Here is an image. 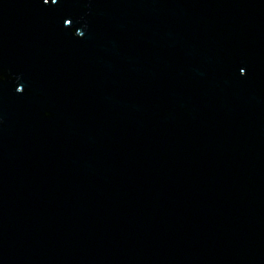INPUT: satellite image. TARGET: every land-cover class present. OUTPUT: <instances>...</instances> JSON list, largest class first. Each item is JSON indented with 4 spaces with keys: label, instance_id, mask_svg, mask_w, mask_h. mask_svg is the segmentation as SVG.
Masks as SVG:
<instances>
[{
    "label": "water",
    "instance_id": "water-1",
    "mask_svg": "<svg viewBox=\"0 0 264 264\" xmlns=\"http://www.w3.org/2000/svg\"><path fill=\"white\" fill-rule=\"evenodd\" d=\"M0 264H264V0H0Z\"/></svg>",
    "mask_w": 264,
    "mask_h": 264
},
{
    "label": "snow or ice",
    "instance_id": "snow-or-ice-1",
    "mask_svg": "<svg viewBox=\"0 0 264 264\" xmlns=\"http://www.w3.org/2000/svg\"><path fill=\"white\" fill-rule=\"evenodd\" d=\"M45 3H47V0H45ZM53 3H55V0H53ZM240 71L243 72V68H241Z\"/></svg>",
    "mask_w": 264,
    "mask_h": 264
}]
</instances>
